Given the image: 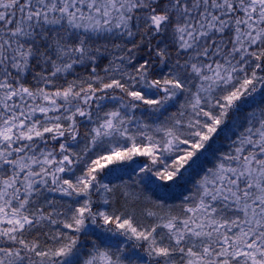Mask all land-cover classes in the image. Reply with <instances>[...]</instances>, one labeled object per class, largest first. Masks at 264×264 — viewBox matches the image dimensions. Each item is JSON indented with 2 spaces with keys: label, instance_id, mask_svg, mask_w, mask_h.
<instances>
[{
  "label": "snow or ice",
  "instance_id": "6c2138e0",
  "mask_svg": "<svg viewBox=\"0 0 264 264\" xmlns=\"http://www.w3.org/2000/svg\"><path fill=\"white\" fill-rule=\"evenodd\" d=\"M0 264H264V0H0Z\"/></svg>",
  "mask_w": 264,
  "mask_h": 264
},
{
  "label": "trees",
  "instance_id": "16d2710c",
  "mask_svg": "<svg viewBox=\"0 0 264 264\" xmlns=\"http://www.w3.org/2000/svg\"><path fill=\"white\" fill-rule=\"evenodd\" d=\"M143 163V160L142 159H137L133 164H137V165H140ZM130 166V165H129ZM128 166V167H129ZM125 179H128V177H125Z\"/></svg>",
  "mask_w": 264,
  "mask_h": 264
},
{
  "label": "rangeland",
  "instance_id": "374dc122",
  "mask_svg": "<svg viewBox=\"0 0 264 264\" xmlns=\"http://www.w3.org/2000/svg\"><path fill=\"white\" fill-rule=\"evenodd\" d=\"M141 165V164H140ZM140 165H137V164H131L130 166H129V168H138Z\"/></svg>",
  "mask_w": 264,
  "mask_h": 264
}]
</instances>
